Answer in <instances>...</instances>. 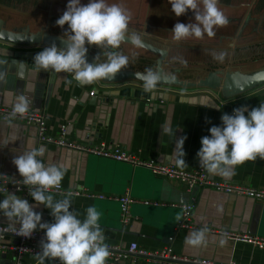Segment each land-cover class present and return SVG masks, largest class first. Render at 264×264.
Returning <instances> with one entry per match:
<instances>
[{"label":"crops","instance_id":"0c3cea01","mask_svg":"<svg viewBox=\"0 0 264 264\" xmlns=\"http://www.w3.org/2000/svg\"><path fill=\"white\" fill-rule=\"evenodd\" d=\"M66 5L57 0H0V20L9 30L64 36L58 32L60 26L55 21L66 10L63 7ZM248 5L250 0H219L218 7L229 18L228 25L216 29L214 37H190L180 42L173 40L171 33L176 20L164 21L159 14L131 13L130 16L135 17V22L141 26L130 25L129 34L143 33L142 38L167 50L164 74L176 76L184 83L197 84L159 83L154 93L144 92L142 81L134 77L100 80L83 86L73 80V85L68 87L64 81L72 79L70 74L37 72L34 69V55L49 43L17 44L0 38V70L7 69L8 72L6 82H0V105L11 107L15 95L23 92L32 100L30 109L46 112L48 132L52 135H57L60 126L67 123L70 139L92 144H118L142 157L176 166L171 158L175 147L173 137L161 135V128L167 125L176 129V138L187 136L184 158L188 167L183 170H196L200 167L196 153L201 147V138L210 135V127L222 124V114H230L241 105L251 109L264 102V82L231 96L220 88L200 85V80L213 70L224 73L241 71L249 75L264 70V12L259 15L257 10L250 20ZM192 15L189 22H194L193 12ZM19 16L22 20L18 19ZM123 45H127L125 55L129 57V65L122 70L142 73L147 68L157 69L158 55L133 44L123 42ZM88 50L94 58L97 56ZM221 52L226 54L223 61L214 58ZM174 58H183L187 63L182 64ZM98 60L105 62L100 57ZM92 91L94 95H91ZM30 145L46 147L43 157L46 164L66 165L68 170L61 182L65 188H85L105 195L130 194L136 199L131 208L132 220L124 226L119 202L71 196L72 208L81 214L88 206L97 208L106 242L119 244L125 251L121 258L123 263L135 260V264H165L138 254H128L126 250L132 242L148 251L157 250L166 246L169 238L174 236L172 246L182 255L210 258L224 264H264V248L234 242L211 231L264 236V201L208 187L189 191L185 184L155 175L145 168L40 143L34 126L20 122H13L10 126L1 120L0 172L15 179L22 178L12 161ZM210 176L217 180L264 187V159L257 157L236 166L235 175L230 180L218 175ZM54 196L62 199L66 195ZM3 198L0 195V200ZM193 198L195 208L191 227L178 228L176 217H182L179 205L189 203ZM143 200L163 204L146 205ZM35 203L31 197L30 204ZM35 211L42 213V222H54L50 209L43 204ZM0 222L8 223L2 213ZM205 226L208 228L207 246L194 247L184 243L191 231ZM0 264H16L13 254L0 251ZM19 264H38V261L25 256ZM46 264L57 263L46 261Z\"/></svg>","mask_w":264,"mask_h":264},{"label":"clouds","instance_id":"9594fccd","mask_svg":"<svg viewBox=\"0 0 264 264\" xmlns=\"http://www.w3.org/2000/svg\"><path fill=\"white\" fill-rule=\"evenodd\" d=\"M168 2L177 17L189 10L194 13V22L175 23L171 33L176 42L190 37L202 39L205 35L214 37L216 29L229 23V18L218 7L219 0ZM130 21V14L118 3L110 4L107 0H88L87 3L68 0L66 10L55 21L61 28L67 25L65 33L68 38L61 39L60 44L52 42L36 53L33 57L35 71L70 74L72 79L64 81L68 87L73 85V80L83 86L104 79H114L129 65V57L116 51L121 44L128 41L138 48L144 46L143 33L129 34ZM89 45L107 49L106 61L99 62L97 55L95 62H89ZM225 55L221 52L214 58L223 61ZM174 59H179L185 65L187 63L183 58ZM136 75L142 81L143 91L146 93H154L162 78L159 70L154 68H147ZM7 78V69L0 70V82H6ZM31 105L29 96L23 92L16 94L12 110L5 117L6 123L11 126L17 117L25 118ZM220 119L222 124L213 125L209 129L210 135L201 138V147L196 155L200 167L209 175L230 180L235 175L236 166L254 161L257 157L264 159V102L251 109L247 105H241L234 108L232 114L223 113ZM175 131L176 129L165 125L161 128V135L173 137L175 147L171 158L177 167L187 168L184 158L187 136L176 138ZM46 151L44 145H30L13 158L12 163L23 178L28 195L36 203L30 204L28 199L10 193L6 188H0V194L4 196L0 200V213L8 221L6 228L0 227V235L11 231L30 238L38 228L44 230V237L39 242L40 250L34 257L38 264L56 260L60 264H106L110 248L100 224V212L94 205L88 206L83 214L73 209L71 193L62 199L55 198L51 190L61 187L68 169L64 163L46 164L43 160ZM41 204L50 209L54 222H42V213L35 211ZM176 219L179 221L181 216L178 215ZM184 243L194 247L207 246L208 228L205 226L191 231Z\"/></svg>","mask_w":264,"mask_h":264},{"label":"built area","instance_id":"2783aa9c","mask_svg":"<svg viewBox=\"0 0 264 264\" xmlns=\"http://www.w3.org/2000/svg\"><path fill=\"white\" fill-rule=\"evenodd\" d=\"M94 95V91L91 92ZM12 108L0 105V120L5 121V117L11 112ZM233 111L230 113L232 114ZM13 122H20L26 125L34 126L37 129V137L40 143L52 144L60 148H67L82 152L85 154L94 155L97 157L111 159L117 162L127 163L133 167H141L150 170L153 174L162 176L164 178L177 180L185 184L189 191L197 187H208L219 192L233 194L237 196H245L256 201H264V187H254L238 182H227L212 178L203 168L199 167L196 170L187 171L179 169L173 164L159 163L155 159L142 157L138 153H133L121 145H113L105 142L92 144L83 143L77 140L70 139L68 136V124L60 126L59 133L52 135L48 132L47 115L45 111L30 109L25 118L17 117ZM0 188H6L10 193L19 194L22 198L28 199L29 203L31 196L28 195V189L23 185V178L15 179L6 173L0 172ZM53 194L67 195L78 197L83 196L87 198H98L104 200H115L119 202L121 209V221L124 226L128 225L132 220L131 208L136 202L130 194L124 195H105L92 192L85 188L73 189L65 188L61 185L59 189H52ZM3 195V194H0ZM146 205H161L162 202L143 200ZM182 209V217L179 220L178 228L191 227V218L195 208V199L191 202L179 205ZM0 227H7V223H1ZM211 231L222 234L234 242L250 243L253 246L264 248V236L253 235L248 233L214 230ZM44 237V231L37 229L30 238L16 235L11 231H5L0 235V251L9 252L13 254L16 264H19L25 256L35 257L39 249V242ZM175 237L169 238V243L157 250L148 251L139 246L137 242H132L126 252L128 254H138L149 258L152 261L165 264H224L217 262L210 258L192 257L179 254L175 252L172 242ZM110 248V255L106 264H135V260L131 263H123L121 258L124 249L119 244L108 243ZM35 259V258H34ZM60 264L58 260L54 261ZM233 264V263H230Z\"/></svg>","mask_w":264,"mask_h":264},{"label":"water","instance_id":"95a60500","mask_svg":"<svg viewBox=\"0 0 264 264\" xmlns=\"http://www.w3.org/2000/svg\"><path fill=\"white\" fill-rule=\"evenodd\" d=\"M0 38L17 44H34L39 42L49 43L56 42L60 44L61 39H67L59 35H53L49 33H29L27 31H15L9 30L4 27L3 20H0ZM144 46L142 48L158 55L156 61V68L161 73L160 83L167 84H179L185 86H197L196 83L183 82L176 76H166L164 74L163 64L168 54L167 50L154 44L153 42L143 38ZM126 43L131 44L128 41ZM62 46V45H61ZM87 59L89 62H95L94 57L88 50ZM134 71L121 70L120 73L114 79H104L105 81H117L128 77L138 78ZM264 82V70L256 72L255 74L249 75L241 71H233L224 73L221 70H213L208 73L207 76L200 80V85L209 88H220L228 96L235 95L239 92L250 89L258 84Z\"/></svg>","mask_w":264,"mask_h":264},{"label":"rangeland","instance_id":"374dc122","mask_svg":"<svg viewBox=\"0 0 264 264\" xmlns=\"http://www.w3.org/2000/svg\"><path fill=\"white\" fill-rule=\"evenodd\" d=\"M57 1L64 2L65 4L68 3V0H57ZM244 1H249V0H244ZM81 2L87 3L88 0H81ZM107 2L110 4L118 3L123 8H125L129 14L132 13L133 15L134 14H145V13L152 14V15L159 14L161 15L164 21H169V20L174 19L177 22H184L187 24L193 18L192 11L191 12L188 11L186 14L181 15L179 17L175 16V14L171 11V5L169 4L168 0H107ZM121 3H123L124 5ZM263 3H264V0H250V6L249 5L246 6V9H249L247 16L250 20L255 16L257 10H258L259 15L264 12ZM63 7L66 8V6H63ZM58 14L59 13L55 15H58ZM18 19L22 20V17L19 16ZM135 20H136L135 17H131L130 25L134 24L136 25V27H140L141 26L140 23H136ZM174 20L173 22L175 23ZM58 28H59L58 32L64 35V36H61V35L59 36L68 38V34L65 33V30L67 29L66 26H64V28H61V27H58ZM125 46L127 45H123L122 43L120 48L117 49L116 51H119L125 55V50H126ZM88 48L91 49L95 55H98V57L106 61L105 53L107 49H100L96 47L95 45H89Z\"/></svg>","mask_w":264,"mask_h":264},{"label":"flooded vegetation","instance_id":"af4514ba","mask_svg":"<svg viewBox=\"0 0 264 264\" xmlns=\"http://www.w3.org/2000/svg\"><path fill=\"white\" fill-rule=\"evenodd\" d=\"M185 86V85H184Z\"/></svg>","mask_w":264,"mask_h":264}]
</instances>
